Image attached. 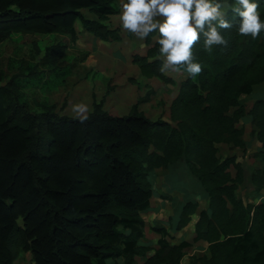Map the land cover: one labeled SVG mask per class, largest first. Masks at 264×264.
I'll return each mask as SVG.
<instances>
[{
    "label": "trees",
    "instance_id": "16d2710c",
    "mask_svg": "<svg viewBox=\"0 0 264 264\" xmlns=\"http://www.w3.org/2000/svg\"><path fill=\"white\" fill-rule=\"evenodd\" d=\"M112 2L0 0V43L12 33H72L77 20L96 38L119 39L118 28L106 23L116 12ZM252 2L264 20V0ZM85 9L97 18L86 17ZM226 19L233 23L223 32L227 47L208 53L201 42L193 49L203 71L182 81L171 105L175 124L151 119L139 102L125 115L95 102L85 123L53 107L35 113L0 66V264H16L22 252H31L35 264H181L185 249L201 240L207 253L194 256V264H264V197L257 203L239 198L243 165L236 155H219L220 143L246 149L242 120L250 115L263 161L251 181L264 195V99L250 108L241 101L264 82V32L241 36L242 18L230 7ZM153 35L147 53L133 62L143 76L173 83L159 71V33L146 42ZM67 48L57 44L48 56ZM157 168L177 175L189 170L203 186L208 208L199 213L192 241L172 243L165 227L154 228L157 245L144 240L142 212L151 208ZM199 206L183 204L178 229Z\"/></svg>",
    "mask_w": 264,
    "mask_h": 264
},
{
    "label": "rangeland",
    "instance_id": "374dc122",
    "mask_svg": "<svg viewBox=\"0 0 264 264\" xmlns=\"http://www.w3.org/2000/svg\"><path fill=\"white\" fill-rule=\"evenodd\" d=\"M229 1L227 0L228 4L235 2ZM126 2L127 0H113L116 12L106 20L111 27L118 28L119 39L101 41L83 28L81 20H77L72 33H12L0 43V66L7 71L6 81L14 77L17 91L21 94L20 99L27 103L30 111L41 113L53 107L52 110L59 115L75 117L72 111L74 105L85 103L89 106L90 113L94 109V103L100 102L111 114L125 115L130 112L134 103L139 102V108L151 119H162L175 124L171 119V105L188 73L184 70L166 72L174 79L173 83L142 75L140 67L133 62L134 55L146 54L158 36L153 35L152 42L147 43L146 39L140 40L122 28L120 15L122 5ZM83 13L86 17L97 18L89 9L83 10ZM57 44H67L68 48L62 56L54 59L48 53ZM158 56L160 57V53ZM4 83L5 81L0 82ZM147 96L148 101H142ZM241 101L249 105L250 95L242 96ZM245 123L242 122L244 125ZM252 136L254 134L244 135L245 141L250 142ZM219 149L220 157L236 155L243 165L247 181L238 190V197L245 202H259L261 193L251 187V174L263 166L259 150L249 152L247 147H232L227 143H220ZM157 171L160 175L154 170L151 180L155 189L153 197H156L152 200L153 207L151 206V211L149 209L142 212L145 241L157 245L159 234L154 231L155 227L167 228L168 239L172 243L185 239L192 241L199 213L208 208L203 186L193 178L191 181L188 177L184 179L183 172L175 177L176 171L169 178V183L166 181L165 184L161 179L165 177L161 172L162 168ZM232 171L234 173L235 169L232 168ZM156 178L158 182L155 181ZM182 185L185 186L182 188ZM165 187L167 191L163 190ZM188 200H196L200 206L192 215L191 222L178 229L179 212L183 203ZM156 204L161 207L160 211ZM205 245L206 242L203 241L192 242L185 249L181 264H194V256L207 253ZM152 253L150 251L148 254ZM16 264H35L32 253L22 252Z\"/></svg>",
    "mask_w": 264,
    "mask_h": 264
},
{
    "label": "clouds",
    "instance_id": "9594fccd",
    "mask_svg": "<svg viewBox=\"0 0 264 264\" xmlns=\"http://www.w3.org/2000/svg\"><path fill=\"white\" fill-rule=\"evenodd\" d=\"M229 7L242 18L238 27L241 36L256 39L264 32L260 5L252 0H235L233 4L227 0H127L122 5L120 21L124 30L140 40L159 33L161 73L184 70L195 77L203 71L193 51L198 44L202 42L208 53L228 45L223 32L233 28L226 19ZM72 111L80 123L89 120L87 104H76Z\"/></svg>",
    "mask_w": 264,
    "mask_h": 264
},
{
    "label": "crops",
    "instance_id": "0c3cea01",
    "mask_svg": "<svg viewBox=\"0 0 264 264\" xmlns=\"http://www.w3.org/2000/svg\"><path fill=\"white\" fill-rule=\"evenodd\" d=\"M99 40H101V41H106V40H102V39H100L99 38ZM250 95V94H249ZM242 96H247V95H242ZM258 98H263L264 99V84L263 83H261V84H258V85H256L255 87H254V91H253V93L250 95V103H249V105H247L248 106V108H250L251 106H252V104L254 103V101L256 100V99H258ZM244 120V121H243ZM243 120H242V122H246L245 123V128H246V133H245V135H252V132H253V130H257V127L252 123V118H251V116L250 115H246L244 118H243ZM249 141V140H248ZM246 142H247V140H246ZM247 148H248V151L249 152H254L255 150L257 151V150H260V148H261V143L256 139V137L255 136H252V140L250 141V142H247ZM238 149V148H237ZM237 149H235V151L237 150ZM240 157V156H239ZM158 168L156 169V172H157V174H159L158 173ZM162 173H163V176H165V177H163V178H161L162 180H163V183H165L166 181H167V183H169V178L173 175V173L171 174L168 170H165V169H162V171H161ZM179 173V172H178ZM160 175V174H159ZM168 176V177H167ZM177 176V171H176V173H175V177ZM184 179H186V177H188L189 178V180L191 181V178L192 177H194V175H192L190 172H189V170H186V172L184 173V176H182ZM157 178H159V176L157 177ZM157 178L155 179V181L156 182H158L157 181ZM247 180L245 179L244 180V183L241 185V186H243V185H245V182H246ZM162 183V184H163ZM252 183V182H251ZM166 184V183H165ZM185 185H182V188L184 187ZM240 186V187H241ZM251 187L252 188H254V190H255V186H254V184L252 183V185H251ZM159 190H161L160 188H158ZM163 190H165V191H167V187H165V188H163ZM238 190H240V188L238 189ZM176 193H178V192H176ZM261 193V196L259 197V199H258V201H260V199L261 198H263L264 197V195H263V192H260ZM155 194V193H154ZM155 196V195H154ZM154 199L156 198V197H153ZM153 198H152V200H153ZM179 203V202H178ZM184 204V203H183ZM151 206L153 207V201H152V203H151ZM156 207H157V209H158V211H160V209H161V207L158 205V204H156L155 205ZM159 206V207H158ZM183 206V205H182ZM150 211H151V209H150ZM145 238H146V235H145ZM145 238H144V240H145ZM159 238V237H158ZM158 238H157V240H158ZM147 241V240H146ZM201 241H203V242H206V241H204V240H201ZM206 248L205 249H207V246H208V243L206 242Z\"/></svg>",
    "mask_w": 264,
    "mask_h": 264
}]
</instances>
